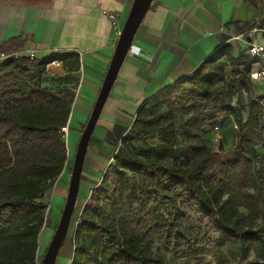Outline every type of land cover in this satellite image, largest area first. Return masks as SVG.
Returning <instances> with one entry per match:
<instances>
[{"label": "trees", "instance_id": "16d2710c", "mask_svg": "<svg viewBox=\"0 0 264 264\" xmlns=\"http://www.w3.org/2000/svg\"><path fill=\"white\" fill-rule=\"evenodd\" d=\"M25 43L20 37L0 43V51L9 55L0 65V264H37L45 198L68 157L59 130L68 124L75 98L74 88L43 86L42 81L52 60L69 70L80 66L74 53L30 58L21 52ZM222 58L240 64L224 45L137 110L134 127L110 164L113 183L124 195L114 197L103 175L107 196L100 204L93 198L83 204L74 222L69 264H164L150 246L153 239L180 257L219 248L229 259L218 264H264L260 106L248 94L247 70L217 78ZM240 91L247 93L246 106L233 103ZM175 112L188 116L180 143L183 164L170 167L152 156L158 152L156 141L164 154L174 152ZM224 116L236 125L234 147L210 150L203 140Z\"/></svg>", "mask_w": 264, "mask_h": 264}, {"label": "crops", "instance_id": "0c3cea01", "mask_svg": "<svg viewBox=\"0 0 264 264\" xmlns=\"http://www.w3.org/2000/svg\"><path fill=\"white\" fill-rule=\"evenodd\" d=\"M132 2L0 0V43L20 37L26 42L22 52H32L39 59L77 54L78 70H69L58 60L47 63L42 85L74 88V101L81 98V113L85 116L92 109L118 38L107 13L117 15L121 29ZM251 40L264 44V0H151L89 138L80 182L92 185L90 189L95 187L122 139L133 129L137 110L190 75L224 45L240 62L234 65L220 59L223 66L229 67L228 77L231 72L247 70L248 94L258 101L261 85L250 77V72L259 61L247 51ZM236 101L246 106L247 93L240 91L233 98V103ZM246 116L245 110L243 118ZM69 124L70 117L68 129ZM235 128L231 116L222 117L209 128L206 147L217 152L233 149ZM67 186L62 184V195Z\"/></svg>", "mask_w": 264, "mask_h": 264}, {"label": "rangeland", "instance_id": "374dc122", "mask_svg": "<svg viewBox=\"0 0 264 264\" xmlns=\"http://www.w3.org/2000/svg\"><path fill=\"white\" fill-rule=\"evenodd\" d=\"M230 73L229 67L227 65H224L220 69L219 75L222 77L227 78ZM254 94H258V87L256 84H254ZM244 99V94L242 95ZM81 98L76 99L73 102L72 108H71V116H70V124L69 129L65 138V143L67 147V161L66 166L63 169L62 175L58 179L57 185L55 184L54 189L52 193L45 198V201L47 202L48 209H47V215L45 218V222L42 225L41 231L38 235V255H37V264H40L41 259L43 257V254L46 250V247L53 235V231L55 229V225L58 221V218L60 216L61 210L63 208L64 200L66 194L62 195V184H67L69 181L70 171L73 163V158L75 155L76 146L78 143V140L80 138L81 129L82 126L86 123L89 111L85 116H82L81 113V105H80ZM166 109L163 108L160 110V114H165ZM175 122H176V141L174 146V152L171 154H164L161 150L160 144L158 141H156L157 144V150L158 152L152 156V158L156 161L162 162L167 166L170 167H176L181 166L183 164V154L181 152V145L182 142V131L184 129L185 120L188 116V114L184 112H175ZM150 128H153V123L149 125ZM210 131V130H209ZM208 131V132H209ZM209 135V134H208ZM207 137L203 140V144L205 141H207ZM131 148H135V146L130 143ZM144 146L137 148L143 149ZM105 179L103 180L106 183H109L111 185L110 192L114 197H119L124 195V189H118L117 186L113 183V172L111 169V166L106 169L105 171ZM100 183V182H99ZM96 184L95 187L90 189L92 185L86 184L84 182L79 183V189H78V195L76 199V204L73 212V218H72V224L69 227L67 236L65 238V241L62 245V247L59 250V254L56 258L55 264H68L71 261L72 258V250H73V244H72V237L74 232V222L76 217L80 214L81 209L83 207V204L88 202L90 198H93L94 200L97 199L96 204H100L104 198L107 196V194L102 189L103 182L100 184ZM90 189V190H89ZM260 222L264 224V212L260 218ZM150 246L152 250L163 260L164 264H218V262L222 258L229 259V256L223 249L219 248H199L194 252H191L190 254L186 256H176L172 252L167 251L159 246V244L156 242L155 239L152 240L150 243ZM252 254L249 253L247 258H251ZM83 264H90V261H84Z\"/></svg>", "mask_w": 264, "mask_h": 264}, {"label": "water", "instance_id": "95a60500", "mask_svg": "<svg viewBox=\"0 0 264 264\" xmlns=\"http://www.w3.org/2000/svg\"><path fill=\"white\" fill-rule=\"evenodd\" d=\"M150 2L151 0H133L128 15L122 25L102 84L85 126L81 131L73 158L63 208L40 264H55L59 250L65 241L76 204L80 175L89 138L124 57L131 48L134 34L140 25Z\"/></svg>", "mask_w": 264, "mask_h": 264}, {"label": "built area", "instance_id": "2783aa9c", "mask_svg": "<svg viewBox=\"0 0 264 264\" xmlns=\"http://www.w3.org/2000/svg\"><path fill=\"white\" fill-rule=\"evenodd\" d=\"M107 15L110 21L112 22V26L118 36L120 34L121 29L118 28L117 15L115 13H107ZM247 51L251 56L257 58L259 61L258 67L250 72V77L253 80L258 81L261 85V93L258 97V103L260 106V113H261L259 128L264 132V44L256 42L255 40H251L248 42ZM25 54L28 55L30 58H34V54L32 52H27ZM8 57H9L8 54L0 51V65L3 64ZM67 129L68 128L66 125V126H62L59 130L62 133L64 139L66 138L67 135Z\"/></svg>", "mask_w": 264, "mask_h": 264}]
</instances>
